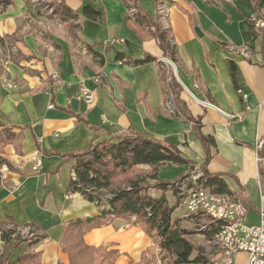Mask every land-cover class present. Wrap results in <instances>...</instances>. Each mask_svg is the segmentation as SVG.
<instances>
[{"label":"crops","instance_id":"crops-1","mask_svg":"<svg viewBox=\"0 0 264 264\" xmlns=\"http://www.w3.org/2000/svg\"><path fill=\"white\" fill-rule=\"evenodd\" d=\"M60 1L76 13L90 5L104 17L99 22L80 17L76 36L57 20L45 36L23 31V36H6L24 16L42 23L45 15L22 0L0 13V50L11 53L0 85V120L16 134L2 153L11 167L0 186V223L30 225L41 234L35 243L11 247L5 260L32 253L35 260L26 264H69L63 251L65 224L99 213L95 203L68 188L74 172L70 156L125 135L174 146L200 166L205 159L200 137L212 136L215 147L205 169L220 175L245 202L244 223L258 225L264 196V166L257 161L264 156L263 146L257 148L264 138V42L250 21L264 19V0H135V13L121 0ZM162 1L169 5L167 26L177 49L176 65L166 61L149 26L135 20L137 15L155 21ZM117 52L132 59L150 55L156 61L126 65L116 60ZM170 76L179 84L178 99L185 106L176 115L174 103L173 112L166 107L172 99L166 91ZM82 86L92 94L91 104L83 100ZM36 162L40 166L33 171ZM190 166H162L158 178L176 181ZM163 171L170 177L162 176ZM134 221L116 219L86 229L83 241L114 252V264L140 263L159 247ZM234 264H246V255L237 254Z\"/></svg>","mask_w":264,"mask_h":264},{"label":"trees","instance_id":"trees-1","mask_svg":"<svg viewBox=\"0 0 264 264\" xmlns=\"http://www.w3.org/2000/svg\"><path fill=\"white\" fill-rule=\"evenodd\" d=\"M9 5L10 2L8 1L0 3L2 11ZM51 7L59 22L63 24L73 23L76 27V32L79 29L78 20L80 17L93 22H99L104 17L101 11L94 9L90 5L83 6L79 13L71 10L61 1L58 3L52 2ZM135 20L140 25L154 27L151 35L157 40L163 56L176 65L177 49L168 30H162L156 19L151 21L136 15ZM250 23L252 24L251 21ZM254 31L264 42L263 35L255 29ZM69 34L76 36V33L72 35L71 31ZM1 43L2 39L0 38ZM116 60L131 66H141L156 61L150 55H144L140 59H132L121 52L116 53ZM230 71L232 81L235 87H238L236 67L232 62H230ZM166 77V74L162 72L161 79L165 81ZM180 90L179 84L173 76H170V80L166 84V91L172 95L175 106L174 115L179 112L183 113L185 110L184 104L178 99ZM0 129V167L2 165L11 167L10 162L2 157V153L3 148L7 144L15 141L16 134L1 120ZM200 140L204 148L205 159L202 165L203 176L197 181V184L208 188L213 194L240 200L228 189L220 175L210 174L205 169V165L211 157V149L215 147L213 137L202 136ZM70 159L74 160L73 171L75 177L70 180L68 188L71 191L80 193L87 201L95 203L99 213L90 218L78 219L65 224L63 239L68 236L72 240V244L63 248V251L68 255L69 264L72 263L73 257L76 255L74 250H77L78 245L84 251L95 249L83 241L82 236L86 229L109 225L116 219L130 220L131 218H134V223L140 224L147 235L156 239L159 250L170 258L171 264H209L203 260L199 248H196L187 239L190 232L182 227L180 223L184 218L176 219L172 217L174 211L182 204V198L178 195L174 183L183 178V175L172 182L158 178V171L162 166L168 164L173 166L192 165L176 147L140 135H125L115 142L101 141L91 144L86 151L71 155ZM139 166H148L149 173L144 174L142 177L134 176L124 180L123 187L115 186L114 178L118 173L127 174V172ZM150 181H152V184H150ZM150 187L156 188L162 195L152 197L147 193ZM167 191H170L177 199L175 204L168 205L163 196V193ZM102 198L105 199L107 208H100ZM210 235L207 234L205 237L209 239ZM72 236H74V239H72ZM29 243L32 244L35 241L32 240ZM194 252L196 253L195 255H193ZM34 260V254L25 253L17 256L13 261L0 260V264H26Z\"/></svg>","mask_w":264,"mask_h":264},{"label":"built area","instance_id":"built-area-1","mask_svg":"<svg viewBox=\"0 0 264 264\" xmlns=\"http://www.w3.org/2000/svg\"><path fill=\"white\" fill-rule=\"evenodd\" d=\"M128 9L134 10L135 0H121ZM159 6H166L167 2H159L156 6V21L158 23ZM252 26L260 32L264 38V19L255 16L251 19ZM160 27V26H159ZM234 53L247 57V51L239 48H230ZM83 100L87 104L93 101L92 94L83 86L80 88ZM245 97V96H244ZM50 107H52L50 105ZM264 144V138L258 143V149ZM257 161L264 166V156L257 158ZM40 164L36 162L33 171H37ZM3 173L8 171L6 165H2ZM203 176L201 166L193 164L189 170L174 183L178 195L182 198V204L185 207L184 216L193 215L194 223H199L200 229L209 232L210 245L213 259L217 264H234L235 256L243 253L246 255V264H264V196L258 208V225H246L244 223L248 208L242 200H234L224 195L213 194L208 188L197 184V181ZM75 177L74 172L72 178ZM1 180H4L2 175ZM100 208H107L105 199L102 198ZM0 227V259L4 247L13 245L18 238L30 242L40 239V232L30 225H25L28 229V236H21V231H17V224L12 222H3ZM217 228V230H215ZM215 230V231H214Z\"/></svg>","mask_w":264,"mask_h":264},{"label":"rangeland","instance_id":"rangeland-1","mask_svg":"<svg viewBox=\"0 0 264 264\" xmlns=\"http://www.w3.org/2000/svg\"><path fill=\"white\" fill-rule=\"evenodd\" d=\"M2 1H8V2H10L9 6H12L16 0H0V3ZM22 1L25 2V4L28 5L29 7L33 6L36 9H39L44 13L45 16H43V18H41L42 23H38L37 20L30 19L26 15V16H24V18L22 20H20V22H18L16 30L12 34H9L6 36H23V35L19 34V32H21V31H23V33L24 32H31V33L33 32L34 33L35 32L36 36H45L46 33L50 32L51 25H52V23H54L55 20L58 21V22L57 21L56 22L59 23L66 32L70 33V31H71L72 35L76 33V27L73 23L70 22L68 24H63V23H60L59 20L55 17L56 15L53 12V8L51 7V4H52V2L58 3V2H60V0H22ZM130 11L133 13L136 12L135 10H130ZM1 12H3V11H2V8L0 7V13ZM166 22H167V20H166ZM158 25L160 26L159 22H158ZM164 26H165V28H162L161 26H160V28H162V30H164V29L168 30L167 23ZM149 28L151 29L150 31L153 32L154 27L149 26ZM9 39H10V41L14 40L13 37H10ZM10 55H11L10 51H1L0 50V85L5 80L4 72H5V68H6L8 62L11 60V58L9 57ZM168 101L171 103V106L174 110L173 99H168L167 103H168ZM1 168H2V166L0 167V186L3 185V183H4L3 182L4 180H1L2 175H4L3 170ZM201 169H202V166H201ZM202 171H203V169H202ZM148 173H149V168L146 169L144 167L139 166V167L134 168L133 170L127 172V174L118 173L117 176H115V178H114L115 179L114 184H115V186L123 187L124 180L129 179V178H133L134 176H141L142 177V176H144V174H148ZM163 175H165L166 177H170L169 171H163L162 176ZM150 184H152V181H150ZM147 193L149 195L154 194V196L155 195H160V196L162 195V193H159V191L156 188H151V187H150V189L147 190ZM165 193H166V195H165ZM171 194L172 193L170 191H167V192L163 193V196L165 199L167 197V199H168L167 203L175 204L177 199L175 198L174 202H173ZM167 199H166V201H167ZM184 210H185V207L183 206V204H181L178 207V210L176 209L175 218L178 219L179 216L184 217L183 221L184 222L186 221L187 224H183V225L190 232L189 236L191 237V241L193 242V245L196 248H199V251L201 253L203 260H205L209 264H217L218 262L215 263L216 259L214 260L213 255H212L215 252L214 251L212 252V249H211L210 245L208 244V239L205 237V234L198 232V228H197L196 223H194L191 219L186 218L184 216L185 215ZM185 219H187V220H185ZM1 224L2 223H0V227L3 226ZM17 226H25V225H18L17 224ZM73 237L74 236H72V239H74ZM63 240H64L63 241V248L72 244V242H71L72 240L70 239V237L68 238V236L65 237ZM25 242L26 241H23V240L18 238L17 242L14 243L12 246L7 245L6 247H4V251L2 253V258L0 260L6 259L7 255H8V251L10 250L11 247L17 246V245H19L21 243H25ZM21 249L22 248H20V249L18 248L15 252L21 251ZM74 253L76 255L73 257V261L71 264H114V260H115V253L112 251H106L104 249H93V250L84 251L82 249V247L80 245H78V248H77V250H74ZM195 254L196 253L194 252L193 255H195ZM139 264H171V260L167 255H165L159 249H156V251H154V250L148 251L145 258Z\"/></svg>","mask_w":264,"mask_h":264},{"label":"bare ground","instance_id":"bare-ground-1","mask_svg":"<svg viewBox=\"0 0 264 264\" xmlns=\"http://www.w3.org/2000/svg\"><path fill=\"white\" fill-rule=\"evenodd\" d=\"M168 18V9L166 6H159V11H158V22L162 28H165V24L167 23L166 20ZM161 28V29H162ZM165 30V29H164ZM166 107L170 112H173V108L171 106V103L168 101L166 104ZM186 218L191 219L194 222V216L193 215H186ZM198 232L202 234H209V232L205 229H200L199 223H196ZM17 231H21V236H28V229H25V226H17Z\"/></svg>","mask_w":264,"mask_h":264},{"label":"water","instance_id":"water-1","mask_svg":"<svg viewBox=\"0 0 264 264\" xmlns=\"http://www.w3.org/2000/svg\"><path fill=\"white\" fill-rule=\"evenodd\" d=\"M165 61V60H164ZM167 62H170L171 64H172V62L171 61H169V60H166Z\"/></svg>","mask_w":264,"mask_h":264}]
</instances>
